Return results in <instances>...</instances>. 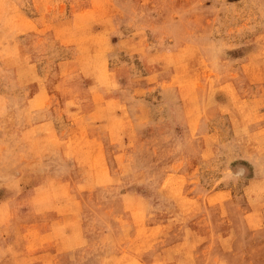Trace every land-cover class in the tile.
<instances>
[{"label":"rangeland","instance_id":"obj_1","mask_svg":"<svg viewBox=\"0 0 264 264\" xmlns=\"http://www.w3.org/2000/svg\"><path fill=\"white\" fill-rule=\"evenodd\" d=\"M0 264H264V0H0Z\"/></svg>","mask_w":264,"mask_h":264}]
</instances>
